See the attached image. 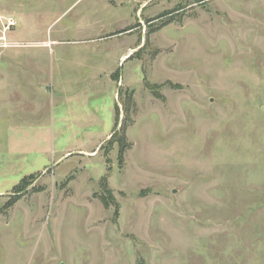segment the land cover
I'll list each match as a JSON object with an SVG mask.
<instances>
[{
    "label": "rangeland",
    "instance_id": "rangeland-1",
    "mask_svg": "<svg viewBox=\"0 0 264 264\" xmlns=\"http://www.w3.org/2000/svg\"><path fill=\"white\" fill-rule=\"evenodd\" d=\"M0 112V264H264V0H0Z\"/></svg>",
    "mask_w": 264,
    "mask_h": 264
},
{
    "label": "crops",
    "instance_id": "crops-1",
    "mask_svg": "<svg viewBox=\"0 0 264 264\" xmlns=\"http://www.w3.org/2000/svg\"><path fill=\"white\" fill-rule=\"evenodd\" d=\"M1 113V115L2 116H6V114L3 112H0ZM0 115V116H1ZM5 116H4V118H5ZM9 117V121L8 120H4V119H0V127H2V129L5 127V128H7V131L8 130H10L11 129V127H15L14 125H13V122H12V120L10 119V116H8ZM21 126H23L22 125V123L19 125V127L21 128ZM10 146V145H9ZM11 147V149H10V151H12L13 150V148H12V146H10ZM23 150V148H21V151ZM39 150H37V152H38ZM19 152H20V150H19Z\"/></svg>",
    "mask_w": 264,
    "mask_h": 264
},
{
    "label": "built area",
    "instance_id": "built-area-1",
    "mask_svg": "<svg viewBox=\"0 0 264 264\" xmlns=\"http://www.w3.org/2000/svg\"><path fill=\"white\" fill-rule=\"evenodd\" d=\"M13 25H15V21L10 20L9 23H8V25H6V26H7V27H6V30L11 29V27H12ZM1 38H2V41H3V43H4V46H7L8 43H7V36H6V34H4L3 37H1Z\"/></svg>",
    "mask_w": 264,
    "mask_h": 264
},
{
    "label": "trees",
    "instance_id": "trees-1",
    "mask_svg": "<svg viewBox=\"0 0 264 264\" xmlns=\"http://www.w3.org/2000/svg\"><path fill=\"white\" fill-rule=\"evenodd\" d=\"M22 183H25V180H24V179L22 180L21 184H22Z\"/></svg>",
    "mask_w": 264,
    "mask_h": 264
}]
</instances>
